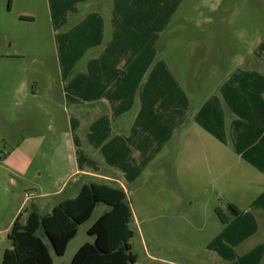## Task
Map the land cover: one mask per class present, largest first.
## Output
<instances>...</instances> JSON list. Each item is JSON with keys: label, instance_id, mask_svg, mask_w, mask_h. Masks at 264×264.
<instances>
[{"label": "crops", "instance_id": "0c3cea01", "mask_svg": "<svg viewBox=\"0 0 264 264\" xmlns=\"http://www.w3.org/2000/svg\"><path fill=\"white\" fill-rule=\"evenodd\" d=\"M48 1L56 76L48 69L49 38L37 39L42 52L30 58L42 71L25 78L15 92L25 104L42 98L50 109L32 101L37 116L29 114L23 123L37 128L38 135L21 139L8 153L5 169L26 179L35 167L37 178L47 173L50 186H25L22 203L6 218L0 214V264L11 248L3 236L21 214L24 223L33 209L41 217L50 215L92 184L123 189L129 201L138 195V219L155 216L157 222L166 210L176 211L167 217L172 226L164 232L170 235L164 246L178 259L155 262L264 264V53L255 55L234 85L223 86L236 115L228 134L221 101L213 98L197 110L160 54L185 0ZM21 20L35 19L23 13ZM28 57L0 52V67L6 74L28 73L22 66ZM41 126L58 137L50 152ZM61 145L62 160L53 168ZM5 154L0 149V156ZM40 158H51L48 169ZM11 185L19 187L15 179ZM229 205L240 214L233 216ZM154 231L160 240L158 227Z\"/></svg>", "mask_w": 264, "mask_h": 264}, {"label": "rangeland", "instance_id": "374dc122", "mask_svg": "<svg viewBox=\"0 0 264 264\" xmlns=\"http://www.w3.org/2000/svg\"><path fill=\"white\" fill-rule=\"evenodd\" d=\"M218 3L221 5L220 8L219 6L215 8L213 4ZM48 8V0H12L11 8L10 0H0V52L29 55L22 65L27 66L28 73L16 71L6 74L5 69L0 67V149L6 153L7 157L22 138L38 135L37 128L23 123L30 118L31 114L33 118L37 116L35 110L31 109L33 100L25 104L22 94L15 92L22 87L25 78H31L42 71L39 62L34 63L30 58L31 55L42 52V46L37 44V39L49 38L48 48L52 60L48 69L52 75L56 76L55 32ZM23 13L32 15L35 20L24 22L21 20ZM182 18L187 20L183 22ZM5 35L7 38L3 39ZM263 53L264 0H185L160 44L162 59L171 70L176 83L192 99L197 110L204 105L203 103L207 104L213 98L221 101L228 134L236 115L226 104L230 94L226 99L222 94L223 86L234 85L238 74L240 73V76L242 70L247 71L245 67L250 66L252 60H255V55ZM245 77L243 76V84H247ZM40 87L42 89L43 84ZM54 93L57 98L60 97V89H55ZM33 103L50 109L42 98ZM241 112L245 111L241 110ZM58 113L62 112L58 111ZM242 116L246 117L244 114ZM41 129L46 131V150L50 152L58 141V137H54V133L48 131L46 127L41 126ZM9 135L12 138L8 139ZM63 149L64 145H61L56 151L54 162L58 161V163L53 165V168L62 160ZM6 158L1 159L0 162V214H3L4 218L16 202L22 203L25 186L33 185V183L50 186L47 173L44 172L42 178H37L35 167L26 179H17L5 169ZM50 159L44 158L43 162L41 159L43 169H48ZM11 179H15L19 187L12 186ZM12 192L16 195H12ZM130 202L137 220L132 223L134 238L131 244L134 254L138 256V264H160L155 262L160 258L177 260L178 257L171 249L164 246L165 241L170 239V235L164 232L170 231L172 226V221L167 220V217L174 215L176 211L166 210L157 222H155V216L147 220L140 217L138 219L140 213L138 195L131 197ZM109 209L105 204H100L96 208L90 221L80 226L78 235L69 244L63 257L56 256L43 230L38 232L49 246L55 264H71L75 254L85 243H94L95 238L88 234V229ZM155 227H158L160 232L158 233L160 240L154 238ZM157 240L163 245L158 244ZM4 242L5 245H11L7 235L3 236V244Z\"/></svg>", "mask_w": 264, "mask_h": 264}, {"label": "trees", "instance_id": "16d2710c", "mask_svg": "<svg viewBox=\"0 0 264 264\" xmlns=\"http://www.w3.org/2000/svg\"><path fill=\"white\" fill-rule=\"evenodd\" d=\"M11 5L12 0L10 8ZM6 157L4 155L2 159ZM100 204L110 209L88 230L95 241L85 243L71 264H138V256L131 244L133 211L126 192L96 184L84 186L76 198L60 203L50 215L41 217L33 209L24 223L21 214L9 233L11 248L6 250L2 264H54L50 248L38 232L43 230L56 256L63 257L80 226L90 221ZM229 208L233 216L240 214L234 205ZM216 213L223 224L229 222L220 209Z\"/></svg>", "mask_w": 264, "mask_h": 264}, {"label": "built area", "instance_id": "2783aa9c", "mask_svg": "<svg viewBox=\"0 0 264 264\" xmlns=\"http://www.w3.org/2000/svg\"><path fill=\"white\" fill-rule=\"evenodd\" d=\"M1 159H2V157L0 156V162H1Z\"/></svg>", "mask_w": 264, "mask_h": 264}]
</instances>
